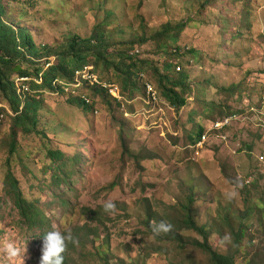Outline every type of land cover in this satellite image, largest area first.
Wrapping results in <instances>:
<instances>
[{
  "label": "rangeland",
  "instance_id": "rangeland-1",
  "mask_svg": "<svg viewBox=\"0 0 264 264\" xmlns=\"http://www.w3.org/2000/svg\"><path fill=\"white\" fill-rule=\"evenodd\" d=\"M3 3L5 19L29 30L40 48L58 51L74 36L103 31L108 64L87 66L101 82L124 92L117 101L84 83L79 91L92 103L80 107V98L31 84L27 98L40 99L37 133L18 130L11 155L16 115L0 127V241L15 239L21 248L16 264H40L43 237L6 193L9 169L24 197L50 222L46 232L53 226L70 230L75 242L67 246L69 264H213L210 254L192 245L203 238L181 224L191 194L194 219L206 226L214 249L234 256L236 264H264V0ZM173 46L182 51L179 65L188 77L187 102L180 109L165 100L155 71L161 74L174 59ZM124 55L146 62L127 90L126 76L112 65ZM46 60L52 64L55 56L40 64ZM175 71L170 75L176 77ZM146 83L157 91L156 101ZM0 103L9 104L1 91ZM230 113L235 117L220 132L224 137L210 131L203 147L192 144L201 128L203 134ZM56 149L64 154L58 169L47 158V151ZM233 188L238 196L226 199ZM110 198L116 205L111 214L103 208ZM161 220L173 230L155 235L151 225ZM242 222L245 234L239 240ZM172 233L186 246L173 241ZM0 264H10L2 251Z\"/></svg>",
  "mask_w": 264,
  "mask_h": 264
},
{
  "label": "trees",
  "instance_id": "trees-1",
  "mask_svg": "<svg viewBox=\"0 0 264 264\" xmlns=\"http://www.w3.org/2000/svg\"><path fill=\"white\" fill-rule=\"evenodd\" d=\"M3 1L4 0H0V91L16 114V116L12 118L14 119V124L12 127V139L9 151L12 155L16 152L18 130H21L23 133H37L40 111V99L35 98L36 96H34V98H26L24 104L22 105V101L18 98L19 96L16 92L14 79L16 77H26L27 75L39 76L41 73L42 83L40 85L32 83L33 86L41 90L46 89L54 92L58 90L51 85V81L53 79L59 78L63 80H72L74 71L90 65V61L91 63L103 62L107 65L108 59L106 56L107 45L105 42L104 32L101 30L93 31V33L86 38L74 36L66 43L65 46L62 47L61 50L58 51L50 48L49 46H44L43 48L38 47L29 30L25 28L18 29L15 24L10 23L5 19V16L7 15V8ZM163 32L167 34V29ZM176 41V37L171 39V42ZM173 47L170 56H173L174 59H171L166 63L161 74L157 69H155V71L158 75V79L160 80L159 84H164L163 95L165 100L173 108L180 109L185 106L187 102V98L184 97V94L188 88V77L186 73H184L185 70L180 67L181 64L179 65L181 62L180 56L182 55V51H180L178 46ZM52 56H55V60L47 68L45 66L50 63L48 60H46L44 65L40 64V60ZM120 58L121 59H119L118 62H113L112 65L117 69V71L126 76L124 78V89L127 90L132 77L135 75L134 71L139 70V66L146 64V62L138 60L131 55H124ZM175 66L176 71L178 67L180 70L176 72ZM172 68L175 73H177L176 77L170 75V70ZM140 73L141 72H137V76H139ZM84 86L94 87L88 86L87 84ZM98 88H94L96 93H100L102 95L106 94V90ZM62 93L63 92H58V94ZM106 95L109 96L108 94ZM67 99L69 103H75L74 99ZM76 103L80 107L86 106L84 101L81 99H78ZM229 115H232V113L226 114V116ZM223 117L225 116L223 115ZM202 132L203 130L201 128L192 139V144L197 143V141L201 138ZM63 157L64 154L60 149L47 151V158L52 164L57 165V169L63 164ZM53 179L55 181H60L58 176H54ZM111 185L113 187L115 186V183L113 182ZM5 187L6 193L11 196L15 207L18 209L19 214L23 217L24 221L30 228L40 229V236L43 237L44 234L47 233L46 229L50 226V222L43 216L36 202H29L24 197L19 187V182L10 169L6 175ZM193 203L194 199L191 194V196H189L188 204L183 206L185 214L181 221L184 229L192 230L203 238L201 242L194 241L192 245L202 249L207 254H210L213 264H236L234 256L222 254L210 245V232L207 230L205 225L199 226L194 219L192 214ZM88 209L90 212H97V209ZM153 215V213H149L148 219L152 221ZM244 228L245 224L242 222L238 234L239 240L241 239L240 235L243 237L245 234ZM170 238L177 242L179 246H186L185 241L179 233H172ZM64 264H69L68 249L64 253Z\"/></svg>",
  "mask_w": 264,
  "mask_h": 264
},
{
  "label": "built area",
  "instance_id": "built-area-1",
  "mask_svg": "<svg viewBox=\"0 0 264 264\" xmlns=\"http://www.w3.org/2000/svg\"><path fill=\"white\" fill-rule=\"evenodd\" d=\"M49 65L51 64L48 63L45 67L47 68ZM177 69L180 70L179 67ZM32 83H35L37 85H40L42 83L41 73L39 76H26L16 79V91L17 95L19 96L18 98L22 101V105L24 104V101L27 96L32 93L30 87ZM84 83H87L89 86L97 85L105 89L117 101H122V98H124L122 91L116 85L101 82L98 76L93 72V68L91 66H84L83 68L74 71L72 81H65L57 78L51 81L52 87L58 90L54 91L55 94L61 91L67 96L80 98L82 101H84V103L91 104L92 98L79 91L83 87ZM146 88L149 98L156 101L159 96L155 88L150 83H146ZM15 115L16 114H14L13 111L10 109L9 104L0 103V126L6 121L8 116L14 117ZM232 117H235V115H229L224 117L223 119H219L215 122H212V126L208 129V131L204 132L201 135V138L197 141L196 147H203L202 144L206 142V136L210 131H217V136L219 134V136L224 137L220 132L226 128ZM262 159H264V157Z\"/></svg>",
  "mask_w": 264,
  "mask_h": 264
},
{
  "label": "clouds",
  "instance_id": "clouds-1",
  "mask_svg": "<svg viewBox=\"0 0 264 264\" xmlns=\"http://www.w3.org/2000/svg\"><path fill=\"white\" fill-rule=\"evenodd\" d=\"M237 187H242V182L237 180ZM238 196V191L233 188L225 193L228 200ZM104 211L107 213H115V202L110 198L103 202ZM152 232L155 235L162 233L167 234L173 230V225L161 220L160 222H153ZM69 242H75L70 230L65 229L63 232L53 226V230L44 234L41 247L40 264H64V253L67 251ZM0 251L7 257L10 264H16V261L21 256V248L17 245L15 239L8 238L0 241Z\"/></svg>",
  "mask_w": 264,
  "mask_h": 264
}]
</instances>
